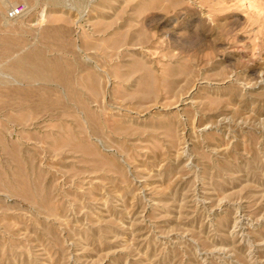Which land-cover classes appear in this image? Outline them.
Returning <instances> with one entry per match:
<instances>
[{
	"label": "rangeland",
	"instance_id": "374dc122",
	"mask_svg": "<svg viewBox=\"0 0 264 264\" xmlns=\"http://www.w3.org/2000/svg\"><path fill=\"white\" fill-rule=\"evenodd\" d=\"M0 80V264H264V0H0Z\"/></svg>",
	"mask_w": 264,
	"mask_h": 264
},
{
	"label": "built area",
	"instance_id": "2783aa9c",
	"mask_svg": "<svg viewBox=\"0 0 264 264\" xmlns=\"http://www.w3.org/2000/svg\"><path fill=\"white\" fill-rule=\"evenodd\" d=\"M26 10L27 9L24 5L11 6L8 8V10L6 12V18L9 20L17 19V18L21 17L22 15H24Z\"/></svg>",
	"mask_w": 264,
	"mask_h": 264
},
{
	"label": "bare ground",
	"instance_id": "6f19581e",
	"mask_svg": "<svg viewBox=\"0 0 264 264\" xmlns=\"http://www.w3.org/2000/svg\"><path fill=\"white\" fill-rule=\"evenodd\" d=\"M5 42V41H4ZM12 47V46H11ZM12 49V48H11ZM14 72V71H13ZM35 76H37V75H35ZM40 76V75H39ZM10 77V76H9ZM46 77H48V76H46ZM45 77V78H46ZM13 78V77H12ZM40 79V77H37L36 79ZM44 78V77H43ZM41 80V79H40ZM45 80V79H44ZM44 80H41V81H43L44 82ZM85 80V79H84ZM1 81V80H0ZM50 81H51V78H50ZM31 82V81H30ZM35 82V81H34ZM48 82V81H47ZM8 84V83H7ZM12 84V83H11ZM6 93V92H5ZM93 93V92H92ZM96 94V93H95ZM4 95V94H3ZM20 99V98H19ZM29 117V116H28Z\"/></svg>",
	"mask_w": 264,
	"mask_h": 264
}]
</instances>
